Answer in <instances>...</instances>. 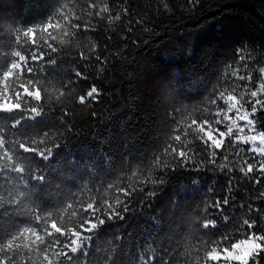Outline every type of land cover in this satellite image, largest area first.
<instances>
[{"label": "trees", "instance_id": "16d2710c", "mask_svg": "<svg viewBox=\"0 0 264 264\" xmlns=\"http://www.w3.org/2000/svg\"><path fill=\"white\" fill-rule=\"evenodd\" d=\"M68 21L81 30H43L52 22L72 33ZM28 28L34 37L23 36ZM49 32L58 51L44 47L47 55L32 73L43 86V110L35 115L30 108L39 103H28L29 110L0 112V135L10 149L22 139L44 141L42 147L55 139L58 146L46 157L16 149L23 179L0 172V246L29 227L45 237L53 219L63 229L76 228L82 207L123 199L122 185L143 190L129 198L127 211L121 208L122 217L103 215L88 233V264H146L149 255L151 264H206L213 248L264 235V173L239 172L247 163L258 169L264 155L235 141L253 132L235 109L228 111L227 100L236 96L241 114L251 112L255 99L264 101V0H0V79L16 52L32 49L25 39L43 47ZM20 82H8L9 98ZM91 87L96 98L80 104ZM257 107L255 133L264 131ZM229 125L233 134L216 150L207 132L219 138ZM173 150L177 161L185 152L184 163L173 162ZM25 189V207L6 203ZM226 196L220 210L209 207ZM33 210L51 219L40 223ZM207 218L215 223L202 227ZM245 220L255 226L247 229ZM34 240L26 233L7 256L14 264H46ZM257 259L264 264V251Z\"/></svg>", "mask_w": 264, "mask_h": 264}, {"label": "snow or ice", "instance_id": "6c2138e0", "mask_svg": "<svg viewBox=\"0 0 264 264\" xmlns=\"http://www.w3.org/2000/svg\"><path fill=\"white\" fill-rule=\"evenodd\" d=\"M68 27L73 30L72 33L65 32L64 26L59 23L53 24L52 22H49L48 24L43 26V30L51 29V31H56L57 29H59L63 35L75 34L76 31L81 30L78 24H74L71 21H68ZM84 30L86 31L87 29ZM23 36L25 38L34 37L35 30L33 28H28L23 33ZM49 37L50 42L46 43V45H44L43 47L41 45H38L34 38L30 41L28 39H25V43L30 42L32 44V49H30V51L26 52L25 54H22L19 51L15 53L17 59L13 61L10 67H8L2 73V79H0V83H2L4 86L3 89H0V112L11 113L22 108L25 110H29L28 103H39V106H32L30 108V112L35 115H39L43 110V98L41 95L43 86L39 83L38 80L33 78L32 73L34 72V63L43 61L44 56L47 55V52L44 51V47H46L47 50L53 52L58 51V48L55 46L56 37L52 36L51 32H49ZM17 41L19 42V37H17ZM83 58L87 59L86 56ZM262 71H264V69H262ZM76 74L79 77H82L83 75L79 71H76ZM9 81H21L18 84L16 90L13 92L11 98H9L7 95V92L9 91ZM260 91L264 92V84L260 85ZM97 93L98 89L96 87H91L89 91L78 97V102L80 104L88 103L92 99L96 98ZM61 95H64V93L62 92ZM220 95L221 98H223L224 94L221 93ZM257 96V91L251 92V97L256 98ZM227 100L229 101L228 111L232 112L233 109H235L238 119L245 122V127L248 128L250 132L255 133L256 121L254 119V116L258 111L257 106H260L259 110L264 111V101L255 99V103L251 108V112L245 110L243 114H241L240 109L237 108V105L240 103V101L237 100L236 96L229 95L227 97ZM228 119H230L228 116L224 117L225 121H227ZM18 123L19 121H15L13 125ZM204 123L205 125H207L208 121H205ZM234 123L235 121H233V124ZM193 124H195V121H193ZM245 127L239 128V132L243 133L245 131ZM201 131H203V129H201ZM232 134L233 126L229 125L227 127V132H218L219 138L214 137L212 131H208L207 140L211 142V145L214 146L216 150H220L225 145V138L231 136ZM44 135L47 137L49 136V133L46 132L44 133ZM180 139L181 137L179 135L175 137V140L177 141H179ZM235 141L243 142L245 144L251 142V144L253 145H256V143L259 142L260 146L254 147L253 149H251V151L260 155H264V131H260L256 134L250 135H237L235 137ZM43 144L44 141L37 142L32 139H22L19 142H15L14 148L10 149L9 144L8 142H6L4 136L0 135V153H2L0 154V165H2V168H0V172L5 170L10 171L23 179L25 166L17 162L18 153L16 149H18L20 153H37L41 157H46L47 155L51 154L52 150L56 146H58V143H56L55 139H52L50 141V147H42ZM212 155L213 157H215L216 153L213 152ZM173 157V162L178 163H184V161L187 159L184 151L179 152V160L177 161L175 159V150H173ZM224 159L227 160V157L225 156ZM211 163L215 164V160L213 159ZM161 165L162 161H157V166ZM162 166L165 169L168 168V165ZM219 167L221 168V170H223L226 165L221 164ZM257 170L261 173H264V163L259 164L258 169L255 168L252 163H247L245 167L239 168V172L243 176H249ZM231 171H234V169L229 168V172ZM35 177L36 174L33 175V178ZM40 179H43V177H40ZM25 183H27V181H25ZM259 183V178L254 181V184ZM142 190L143 187L130 188L126 185H122L118 186L117 191L119 194H122L123 199L119 198L118 196L115 199L114 203H110L107 200H104L103 202L92 201L87 203L86 207L81 208L84 219L81 220L76 228H73L71 230L58 227L56 220L53 219L51 221L52 231H49L47 227L44 228L45 237H47V239L39 235L36 228L29 227L23 229V231L18 232L17 235H13L7 242V244L0 246V253L5 254V259H0V264H14V258L8 257L7 252L12 251L15 241H17L18 239H24L26 233H30L35 237V240L33 241V243L35 244V248L43 252V260L46 262V264H88V261L86 259L88 256L86 242L90 241L91 239L88 233H91L95 228H97L99 223H103V219L101 218L103 215H106L109 219L118 216L122 217L123 213L121 211V208H123L124 211H127L128 203L130 202L129 198L132 197L134 193ZM27 192L28 190L25 189L24 191L15 193V195H10V198L6 201V203L11 205H18L21 208L25 207L24 197L27 195ZM147 195H150V193H147ZM260 195L264 196V193H261ZM227 203L228 197L226 196L223 201L217 199L211 202L209 204V207L220 210L222 205ZM33 215L35 217V220L40 223H45V221L51 219L52 216L51 213H49L47 216H41L34 210ZM214 223L215 221L207 218L203 222L202 227L206 228L209 224ZM243 223L249 230L255 226L254 222L249 223L248 220H245ZM61 236L64 237V240L59 239V237ZM53 237L56 238L52 239ZM31 250L32 246L30 244L29 251ZM261 251H264V235H256L255 233H252L247 239L240 241L239 244L231 243L228 247H224L221 251L213 248L208 252L207 259L208 261L215 262V264H219L221 259L226 262L238 261L239 264H249L250 261H255L256 264H259L257 257ZM81 257H84L85 259L81 261ZM154 259V256L149 255L145 258L146 264H151ZM164 264H167V262H164Z\"/></svg>", "mask_w": 264, "mask_h": 264}, {"label": "rangeland", "instance_id": "374dc122", "mask_svg": "<svg viewBox=\"0 0 264 264\" xmlns=\"http://www.w3.org/2000/svg\"><path fill=\"white\" fill-rule=\"evenodd\" d=\"M252 134H256V133H252ZM250 144V146L252 147V148H254V147H259L260 145H259V142H257L256 143V145H253V144H251V142L249 143ZM240 242H238V243H236V244H239ZM243 247V246H242ZM206 264H215V262H209V263H206ZM219 264H239V262L238 261H224L223 259H221V261L219 262Z\"/></svg>", "mask_w": 264, "mask_h": 264}]
</instances>
